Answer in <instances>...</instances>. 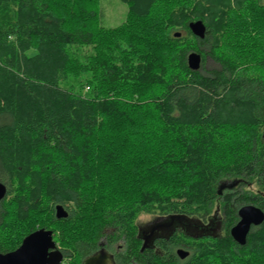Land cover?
Segmentation results:
<instances>
[{"label": "trees", "instance_id": "16d2710c", "mask_svg": "<svg viewBox=\"0 0 264 264\" xmlns=\"http://www.w3.org/2000/svg\"><path fill=\"white\" fill-rule=\"evenodd\" d=\"M122 1L106 27L100 0H0V252L45 228L82 264L115 229L120 264H174L140 250V215L218 204L223 231L182 264H264V222L245 245L230 233L243 205L264 210V0Z\"/></svg>", "mask_w": 264, "mask_h": 264}, {"label": "flooded vegetation", "instance_id": "af4514ba", "mask_svg": "<svg viewBox=\"0 0 264 264\" xmlns=\"http://www.w3.org/2000/svg\"><path fill=\"white\" fill-rule=\"evenodd\" d=\"M223 220L224 215L218 206L215 212L209 215L200 212L197 214L178 212L152 214L148 220H137L136 238L140 239L142 252L148 251L165 256L172 249L174 264H182L193 252L192 240L218 236L223 231ZM114 232L115 229L105 230V234L98 241V249L84 257L83 261L98 252L104 251L107 259L114 260V264H120V257L118 258V256L124 252L126 242ZM144 244L146 246L142 249ZM56 246L59 249L60 246L57 242ZM180 249L189 251V255L182 258L179 254ZM61 252L64 255L63 263L67 257L63 251ZM125 255L129 264H136L134 256L129 259L130 254Z\"/></svg>", "mask_w": 264, "mask_h": 264}, {"label": "water", "instance_id": "95a60500", "mask_svg": "<svg viewBox=\"0 0 264 264\" xmlns=\"http://www.w3.org/2000/svg\"><path fill=\"white\" fill-rule=\"evenodd\" d=\"M189 27L194 35L204 38L207 27L202 20H195L189 23ZM180 37L181 33H175ZM188 64L192 70H200L202 67V55L196 51L188 54ZM239 180L224 181L219 186V194L225 189L235 188ZM8 186L0 182V202L7 196ZM239 221L231 228L233 239L241 245L247 243L248 235L253 226H259L264 222V210L260 207L247 204L243 205L239 211ZM56 216L66 218L67 210L63 205L56 206ZM146 246L144 244L143 248ZM179 254L182 258L189 255V251L180 249ZM64 255L60 249H57L52 230L41 228L27 235L22 244L15 250L6 253L0 252V264H61ZM83 264H114V260L107 259L104 251L98 252L91 257L86 258Z\"/></svg>", "mask_w": 264, "mask_h": 264}, {"label": "rangeland", "instance_id": "374dc122", "mask_svg": "<svg viewBox=\"0 0 264 264\" xmlns=\"http://www.w3.org/2000/svg\"><path fill=\"white\" fill-rule=\"evenodd\" d=\"M99 7L102 14V24L106 27H116L120 25L125 21L128 13V5L122 0H100ZM212 65V61L208 60L206 66L210 68ZM217 206L218 204L215 205V208L210 214H213L215 212ZM151 215V213L141 214L139 220H148Z\"/></svg>", "mask_w": 264, "mask_h": 264}]
</instances>
